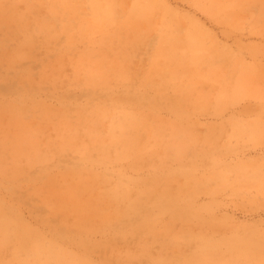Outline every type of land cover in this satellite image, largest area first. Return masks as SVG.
Listing matches in <instances>:
<instances>
[{
  "label": "rangeland",
  "instance_id": "obj_1",
  "mask_svg": "<svg viewBox=\"0 0 264 264\" xmlns=\"http://www.w3.org/2000/svg\"><path fill=\"white\" fill-rule=\"evenodd\" d=\"M111 1L107 16L91 0H0V204L43 244L53 241L91 264L187 258L206 244L178 238L199 231L221 255L230 236L256 237L264 246V0H146L152 9L132 21L134 0ZM178 26L205 48L199 72L164 77L179 64L152 58ZM28 32L26 56L6 65ZM118 67L128 80L112 73ZM159 79L167 84L156 85ZM179 92L187 98L180 113L169 108ZM94 108L143 120L132 130L137 148L127 153L117 138L119 113ZM25 129L31 137L18 138ZM182 140L181 155L175 148ZM29 150L40 160L27 168ZM23 168L19 177L6 171ZM165 180L186 203L184 220L157 211ZM118 188L128 190L130 203L147 202L142 232L106 225L103 214L121 204L104 197ZM77 218L84 224L75 232ZM12 250L0 251L2 264ZM245 254L215 264H264V248L250 262Z\"/></svg>",
  "mask_w": 264,
  "mask_h": 264
},
{
  "label": "bare ground",
  "instance_id": "obj_2",
  "mask_svg": "<svg viewBox=\"0 0 264 264\" xmlns=\"http://www.w3.org/2000/svg\"><path fill=\"white\" fill-rule=\"evenodd\" d=\"M93 4L95 5L96 9L102 13H104L107 16H111L112 9V1L111 0H91ZM152 9L151 3H149L146 0H134L133 6L130 8L129 19L132 21L135 15H142L145 14L147 11ZM5 8L0 6V12H4ZM112 20V18H111ZM71 22H67V29H70ZM47 25H42L40 28L44 30V32L48 35H51V31H49L47 28ZM180 26L173 30H168L163 36L165 40H168L171 42V44L168 46L167 49L164 50H158L153 55V61H156L158 59H164L169 64H179V67H172L171 70H167L164 73V77L169 76H175L180 73L185 74H194L198 73L199 70L197 66L201 63V56L200 52L204 51V46L199 43L198 36L194 32H181ZM174 31H178L177 33H174ZM33 36L32 32H28L24 38H22L21 43L17 44V47L7 54L5 64L6 65H12L16 60L24 58L26 56V52L24 50L25 44L28 46V44L32 43ZM188 47L189 52L188 54H181L182 52L178 51L180 48ZM123 52L119 53V55L123 56ZM121 66V63L118 64ZM112 73H116L117 77L120 76V78L123 81H126L129 79V76L125 73L124 70H122L120 67H118L116 70L113 69ZM101 77L105 76H111L106 75V71H99L98 73ZM151 79V78H150ZM107 83L106 80H103L100 84ZM158 86H165L167 82L164 79H159L156 83ZM187 91V89L185 88ZM184 93V92H183ZM182 92H179L178 95L172 99H170L169 108L172 109L175 112H181L182 108L179 109L180 104L183 102H186L185 96ZM113 110V111H112ZM104 109V108H94L93 111L100 114L105 113H111V112H117V110L114 109ZM25 112L21 113V120L25 119L26 115ZM118 115L121 117V126L118 128L120 135L117 136L119 141H122L123 144H125L126 152L129 153L132 148H137L136 144V136L133 134L134 129H138L140 125L144 124L143 120H140L139 117H135L134 114L130 111H120L117 112ZM25 125V123L23 124ZM27 126V125H25ZM26 133H22L20 137L25 139L26 136L29 133L27 129H25ZM129 132L128 134H126ZM28 133V134H27ZM115 137V135H113ZM31 137V134H30ZM17 138V139H18ZM16 138L11 139L9 143L16 141ZM184 140H182L180 143H178L176 150L181 151V155L185 152L186 147L184 146ZM35 147V146H34ZM59 152H63L59 150ZM27 154V168L32 167L35 165L39 160L40 156L36 154L35 150H29L26 151ZM206 154V152H205ZM193 166H190L192 168ZM23 170V171H22ZM22 170H6L7 173H9L13 177H19L21 174H24L26 169ZM21 177H25L21 176ZM165 188L161 191H157V197L155 199V205L158 212L161 213H171L173 214V217L176 216V218H179L181 220H184L187 218V214L184 212V208L186 207V203L179 202L176 198V195L172 193L167 186L169 185L168 180H165L164 182ZM94 189V186L91 185ZM129 192L125 188H118L114 191H112L109 194V199L104 197L106 200H110L112 202V199L117 201V204H121L120 206L116 207L113 214H103V218L108 223L106 225H110L111 223L116 224V229L121 231L124 229L127 224L133 226V228L138 231L142 232L145 228V222H147L148 215L150 214V210L147 206V202L145 200H142L137 203H130L128 202L127 196ZM93 195H99L93 193ZM148 195V193H146ZM189 197V194H186V199ZM58 202V199H56ZM63 203L64 201L59 202V208L63 209ZM70 206H73L74 209H80L83 206L72 202ZM126 207H129V209L125 210ZM187 211V210H186ZM11 212L7 209H5L2 204H0V251L4 248L13 249L12 250V260L10 262H4L9 264H91L87 259H81L79 256L69 253L66 250H64L62 247H60L55 242L51 241L48 245L43 244L40 242L39 234L32 231L27 225H24L20 220L18 221L16 218H13L11 215ZM128 215V216H127ZM131 215V216H129ZM83 218H77V220L74 223L75 228L73 230L75 232L79 231L81 227L83 226L84 222L82 221ZM85 221V220H84ZM59 230V229H57ZM191 237H196L201 240L202 243H205L206 246L204 249L192 254L191 256L187 258H177V259H164L160 260L162 262H167L169 264H215L217 262H225V263H231L229 260V256L231 254H235L236 252H243L245 254V260L247 262H250V257H253L256 253L260 252L264 246L262 244H259L256 240V237L252 236H230L228 238H225L224 240L226 244L230 243L228 250L225 254H220L217 252L215 248V243H217L215 240H212L209 236L203 235L200 233V231L197 234H187L186 236H180L178 239L188 242L191 240ZM190 238V239H189ZM223 240V241H224ZM15 247V248H14ZM214 256V258H212ZM159 262H156L154 264H160ZM0 264H2V261H0Z\"/></svg>",
  "mask_w": 264,
  "mask_h": 264
}]
</instances>
